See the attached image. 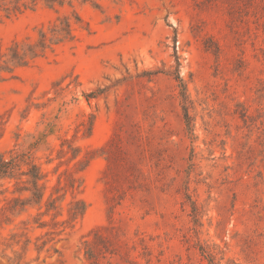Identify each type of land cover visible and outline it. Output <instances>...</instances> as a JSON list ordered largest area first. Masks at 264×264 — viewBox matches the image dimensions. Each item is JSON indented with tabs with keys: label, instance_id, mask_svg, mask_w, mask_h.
I'll list each match as a JSON object with an SVG mask.
<instances>
[{
	"label": "rangeland",
	"instance_id": "obj_1",
	"mask_svg": "<svg viewBox=\"0 0 264 264\" xmlns=\"http://www.w3.org/2000/svg\"><path fill=\"white\" fill-rule=\"evenodd\" d=\"M98 3H74L72 42L0 73V155L40 166L44 199L64 171L81 179L57 222L86 204L44 246L43 209L9 215L0 264H264V0ZM70 11L0 12L1 50Z\"/></svg>",
	"mask_w": 264,
	"mask_h": 264
},
{
	"label": "trees",
	"instance_id": "obj_2",
	"mask_svg": "<svg viewBox=\"0 0 264 264\" xmlns=\"http://www.w3.org/2000/svg\"><path fill=\"white\" fill-rule=\"evenodd\" d=\"M75 2L88 3L97 9L101 7L98 0H0V12L6 18L19 15L27 10H34L40 3L50 9L64 7L71 9L67 15H58L55 21L49 24L45 30L40 29L35 41L26 39L22 42H14L4 52L0 47V73L12 74L15 69L26 67L30 62L44 56L46 52L51 51L54 47L72 42L75 39L73 26L82 23L81 17L74 9ZM184 118L186 121L188 120L185 110ZM91 123L90 121L89 127H91ZM89 131H91V128L88 129V133ZM64 147L65 144L61 145L58 152L59 157L70 153L68 160L72 161L77 158L78 149H72L70 146H67L66 149ZM78 166L82 171L87 166V162L79 161ZM23 167L25 168L23 169ZM46 177V173L42 172L40 166L30 162L24 155L14 153L10 155L9 159H6L4 155H0V179L14 180V193L18 194V196L8 201L7 207L0 210V225L4 221H10L9 215L17 216L25 212L28 207L37 206L39 210L43 209L31 221L37 225V228L48 229L44 234L47 238L41 242V246L49 243L53 244L55 237L67 228L72 229L75 221L86 212L84 201L73 196L67 204V218L57 222L56 218L61 215V208L58 203L64 199L66 192L73 193L78 190L82 182L80 178H74L72 173L64 171L58 176L51 193L44 199ZM23 193H27V196L22 197ZM42 216H49L50 221L41 222L40 217ZM21 224L27 227L30 221H22ZM28 242L29 240L26 243Z\"/></svg>",
	"mask_w": 264,
	"mask_h": 264
}]
</instances>
